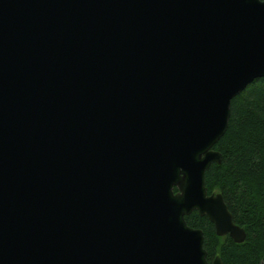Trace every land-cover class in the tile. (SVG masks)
<instances>
[{
    "label": "water",
    "instance_id": "95a60500",
    "mask_svg": "<svg viewBox=\"0 0 264 264\" xmlns=\"http://www.w3.org/2000/svg\"><path fill=\"white\" fill-rule=\"evenodd\" d=\"M261 78L264 0H0V264H223L186 217L245 242L206 173Z\"/></svg>",
    "mask_w": 264,
    "mask_h": 264
},
{
    "label": "trees",
    "instance_id": "16d2710c",
    "mask_svg": "<svg viewBox=\"0 0 264 264\" xmlns=\"http://www.w3.org/2000/svg\"><path fill=\"white\" fill-rule=\"evenodd\" d=\"M215 149L222 164L206 173L208 193L223 195L246 240L236 244L229 236H217L215 226L198 212L186 222L204 232L209 263L219 257L223 264H264V78L232 100L228 130Z\"/></svg>",
    "mask_w": 264,
    "mask_h": 264
}]
</instances>
